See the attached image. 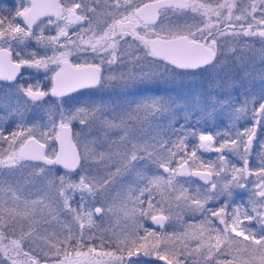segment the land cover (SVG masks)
Segmentation results:
<instances>
[{
	"label": "snow or ice",
	"instance_id": "obj_1",
	"mask_svg": "<svg viewBox=\"0 0 264 264\" xmlns=\"http://www.w3.org/2000/svg\"><path fill=\"white\" fill-rule=\"evenodd\" d=\"M121 7L125 9L123 13L119 11ZM237 7L236 3H229V0L218 3L215 8L208 3H197L196 0H155V3L142 5L133 4L132 0H124L122 5L120 0H115L113 5L115 11L107 13L112 17V21L99 33L93 31L92 18L89 16V13L95 16L97 9L91 7L86 0H70V3H64L62 0H31L27 6L22 5L20 9H17L13 17L0 16V42L16 41L23 44L26 40L35 39L36 44L44 48L56 46L55 51H59L60 48L68 49L59 51V56L39 58L36 52L24 55L22 54L23 50H20L15 53L14 59L11 44L9 43V46L5 47L3 43H0V80L12 82L10 86L15 88L19 97L26 98L24 99L25 105L31 103L43 109L44 104L48 102L47 97L58 98L56 113L59 116V122L57 123L55 115L49 110L48 125H43L49 130L41 132L40 135L46 139L52 138L58 141L60 146L59 151L54 148L51 152L46 151V142L42 143L34 134L35 126L33 128L18 126L19 131L9 133L11 139L5 136L4 131L0 129V140L8 142L10 148L20 139L17 149L6 151L0 155V168L10 170L22 168L25 166L24 161H42L45 166L62 165L67 171L49 180L48 186L55 189L54 198L58 203H62V207L72 214L73 221L78 223L81 237L86 225L89 228L94 226L93 216L103 219L107 212L113 211L112 207L106 208L103 203L100 206H95L93 210L92 207H89V200L95 202L97 198H100L103 201L108 186L116 175L132 171L137 177L136 187H128L121 206V211L126 220L131 222V227L120 234L113 233L118 241L117 252L119 255L114 252H102L93 259L91 258V254L95 252L93 248H89L87 252L77 248H73L71 251L65 249L63 259H57L55 264H84L85 260H87V264H99V257L102 256L109 257L110 262L115 261V264H154L155 261H164L165 264H183L180 257L183 256L186 261L193 256V253L198 254L204 264H264V230L257 234L247 227H241L242 221L235 213L226 218L227 201L218 210L206 207L209 200H213L221 194L231 195L232 186L244 188L247 185L245 174H252L248 167V156L257 136V129L264 131V89L259 94V102L254 96L251 100L246 99L239 106L230 100L201 99L200 97H193L191 103L187 101L179 103L163 98L138 103V109L143 107L153 112H169L174 122L178 112L182 110L183 114L180 119L183 122L178 127L175 124L173 126L177 140L175 142L154 141L143 145L133 144L130 150L116 153V159L111 156L106 157L104 153L97 154L87 146L81 153L78 150V143L73 142L70 125L73 120L78 119L79 123L86 127L93 122H98L102 128L112 129L120 127L123 120L118 125L114 119H108L107 106L103 102L99 105L96 103L86 104L73 111L65 112L63 109L65 103L63 98L68 93L77 88L99 85L102 80L100 64L85 63L82 65L77 63L72 65L69 63L68 56L71 51L80 50L82 44L87 45L95 54L104 52L110 55L111 59L107 62L111 64L116 59L115 50L119 40L126 36H132L141 41L148 50L147 55L162 59L176 68L196 69L211 64L216 58L217 32L219 35L229 34V32L220 31L219 24L221 22L225 27L230 28L232 35L264 38V27H259L264 26V0H252L248 7L240 10L239 15H235L233 11ZM169 8L190 9L192 12H198L202 17H206L207 21L203 28L196 26L195 31L192 26L178 30H166L161 27V32L167 31L166 35L161 36L155 30L157 18L161 15V10ZM258 11L259 19L256 16ZM42 16L48 17V24L55 25L56 35L45 36L43 31L37 34L33 30L34 25L39 27L37 21ZM212 16L216 17V24L212 23ZM17 17L22 19L24 27L16 22ZM53 17L55 20L52 19ZM249 17L257 25V28L254 29L253 23H248L246 28L243 23H240L239 31H237L232 23L233 18L237 22H243ZM84 21L88 22V28H81V32L76 33V38L73 39L68 29L72 25H79ZM61 22H63L62 27ZM141 28L145 30L143 35L140 31ZM213 28H216L217 32H213ZM84 33L92 34L85 40ZM149 35H155L157 38L146 39V36ZM62 37L64 38L63 43H61ZM69 45L74 48L69 49ZM103 62L101 60V63ZM49 64H55L59 68V71H56L52 77L50 91H46L39 82L29 83L26 86L24 83L17 82L22 68H43L47 71ZM173 105L176 107L174 108ZM217 105L230 108L229 114L234 121L241 118L249 119L251 126L245 127L241 131H235L234 134H230L227 130L212 132L201 129L198 131L202 122L214 117ZM249 105L251 106L249 107ZM13 115H19L22 118L19 106L8 113L9 118ZM4 120L5 116L0 115V122ZM189 136L198 138V149L216 152L218 162L208 165L206 171L195 170L199 157L196 148L191 151L190 155L187 152ZM169 143L172 144V147L167 146ZM262 147H264V142H262ZM226 152L240 155L243 165L230 164ZM97 155L100 160H111L115 165V172L109 171L105 176L80 175L78 182L74 181L71 178V173L82 166V161L96 159ZM140 161L145 162L144 170L137 168ZM174 164L178 166L174 167ZM153 166L156 169H163V172L168 175L165 176L158 171L149 175L148 171ZM198 166L203 168L204 162L200 161ZM33 167L39 166L33 165ZM39 172L51 173L52 168L39 167ZM222 173L225 175L222 177L224 183L221 184L215 178H220ZM228 174L231 179H228ZM258 175L259 190L255 194L264 198V163L261 164ZM183 176H198L209 187L208 189L190 190L184 186L190 181L182 183L177 179V177ZM141 183L142 186H140ZM3 184L4 182L0 181V257L6 258L10 264H39L30 250H24L23 245L27 241L40 240L48 244L50 251L55 249L54 255L57 257L62 251L61 245L70 247L75 241L78 247H82L80 240L70 228L63 240L55 233L51 237L39 236L37 225L40 220L37 219V216L42 217L44 223H49L48 219L44 217L45 209H49V205L45 203L44 199H27L22 195L21 189L11 185L4 187ZM77 194L79 201H76ZM73 203H76V207L72 206ZM129 204H131V208L128 207ZM172 204L188 208L193 213L200 212L204 216L199 230L191 234V238L196 241L194 249H189L187 245L178 249L175 244L169 247L172 237L160 233L158 229L145 227L143 223L150 219L153 224L163 228L164 221L169 219L164 214L165 206L170 209ZM253 211L257 210L254 208ZM48 214L51 215V211ZM244 215L249 221L253 219L247 213ZM257 215L261 217L260 223L264 224V213L257 212ZM213 218L219 220V223L224 227L219 228L213 222ZM18 226L20 232L17 236L15 230ZM236 237H242V239H236ZM53 239L55 243L51 242ZM72 252H75L74 258ZM20 256L26 259L20 261L17 259Z\"/></svg>",
	"mask_w": 264,
	"mask_h": 264
},
{
	"label": "rangeland",
	"instance_id": "obj_2",
	"mask_svg": "<svg viewBox=\"0 0 264 264\" xmlns=\"http://www.w3.org/2000/svg\"><path fill=\"white\" fill-rule=\"evenodd\" d=\"M235 1L237 0H229V3H236ZM223 2L222 0H200L197 3H208L211 6L215 4L216 6L218 3ZM184 10L187 13L191 12L190 9ZM192 17L193 15L190 17L192 19V25L189 26H192L193 31H195L196 26L204 27L207 21L206 17H202L200 13ZM216 39L218 43L216 45L217 55L215 61L211 65L208 64L205 67L196 68L195 70H179L166 61L162 62L158 61V59H154L153 61L151 60L153 57L149 56V72L145 71L147 74L144 72L145 76L141 80L142 84L140 86L144 88L149 86L150 92L138 93L139 95L135 94L133 97L126 95L125 97L114 96L112 98L104 96L100 99H64L63 109L65 112L84 107L86 104L96 103L99 105L103 102L107 106L108 119H114L118 125L123 120V124L120 127L112 129H104L98 122H93L86 127L81 125L78 119L73 120L71 124L72 128H74L72 133L73 141L78 143L80 152L83 153L85 146H87L88 149L97 154L104 153L106 157L111 156L113 159H116V153H123L130 150L133 144L143 145L153 143L154 141L175 142L177 135L173 130V126L175 124L178 127L183 122L180 119L183 114L182 110L178 112L176 121L174 122L169 112H153L143 107L138 109L137 105L141 102H150L153 99L163 98L171 99L179 103L185 101L191 103L193 97H200L201 99L215 98L219 100H230L233 104L239 106L246 99L251 100L254 96L257 98V102H259V94L264 89V45L257 43L251 46H243L241 44V37L232 34L219 35L217 33ZM259 39L261 42H264V38L259 37ZM137 86L138 84H135L134 87H131L133 88L132 90L137 89ZM24 99L26 98L19 97L13 90L0 89V115L5 116V120L0 122V129L4 131L5 136L11 139L9 133L19 131L20 128L18 126L23 128H33L35 126V136L41 141L46 142V151L51 152L53 148L55 149V140L41 137L40 133L49 130L43 127V125H48L49 110H51L59 122V116L56 113V105L59 103V100L46 98L48 102L41 109L31 103L25 105ZM71 103L73 108L68 107ZM17 106H19V110L22 113V118L19 115H13L9 118L8 113L14 111ZM173 107L175 108L176 105H173ZM230 111V108L217 105L214 117L206 122H202L200 128L197 130L202 129L212 132L227 130L230 134H234L235 131H241L243 128L251 126V124L248 126L246 124L244 125V121H249L247 118L232 120L229 114ZM193 141L198 147V138H193ZM262 142H264V131L258 128L257 136L253 141L248 156L251 160L250 170L252 174L249 177L247 186V190L251 195L250 199L253 203L251 209L253 210L255 208L257 210L255 211L256 213L261 212V207L264 202V198H258L255 195V190H259L257 186L259 182V169L261 164L264 163V147H262ZM19 145L20 139L11 148L8 142L0 140V155L6 151L17 149ZM167 146L172 147V144L169 143ZM197 150L199 159L196 161V168H200L198 166L200 161L204 162V169H207L208 165L218 162V154L216 152L204 151L198 148ZM187 152L190 155L191 151L189 148H187ZM226 155L230 159V164L237 166L243 165L240 155L233 152H226ZM189 162L192 163V161ZM23 163L25 166L22 168L11 170L0 168V181L4 182V187L11 185L21 189L22 195L27 199H44L45 203L49 205V209H45L44 212V217L48 219L49 223H44L43 218L38 215L37 219L40 220V223L37 225V234L39 236L51 237L55 233L63 240L70 228L77 239L80 240V245H82V247H78L75 241L72 242L70 247L61 245L62 251L57 257L54 255L55 249L50 251L48 244L36 240L35 242H25L23 245L25 251L30 250L36 259L41 258L47 260L50 264H55L57 259H63L65 249L71 251L73 248H77L78 250L87 252L89 248H93L95 249V252L91 254V258L93 259L96 258L98 253L102 252H114L116 255H119L117 252L118 241L113 233L120 234L131 227V222L124 217L121 206L125 200L128 187H136L135 181L137 177L135 172H124L114 176L108 186V191L103 201L100 198H97L95 202L89 200V207H92L93 210L95 206H100L103 203L106 208L112 207L113 211L107 212L103 216V219H100L99 216H93V220L95 221L94 226L89 228L86 225L83 230L84 234L81 237V229L78 223L73 221L72 214L62 207V203H58L54 198L55 189L48 186L49 180L64 174L67 170L60 168L58 165L45 166L40 161H24ZM144 164V161L138 162L137 168L144 170ZM33 165L52 168V172L40 173L39 167H33ZM81 165L80 168H77L71 173V178L76 182H78L80 175L105 176L107 172H115L116 170L111 160H100L98 155L96 159H89L87 162L82 161ZM173 166L176 167L177 165L174 164ZM157 171L165 176L168 175L167 173H163L162 169H156L154 166L148 171V174L151 175ZM224 175L222 173L220 178L215 179L222 184L224 183L222 178ZM177 179L182 183L190 181V183H185L184 185L190 190L197 188L208 189V186L199 183L193 176L177 177ZM229 179H231V176ZM140 186H142V183ZM45 193H47V196H45ZM222 195L217 196L213 200H209L206 207L218 210L222 207V203H220ZM156 198L158 199L159 197L157 196ZM76 201H79L78 194ZM72 206L76 207V203H73ZM128 207L131 208V204ZM49 211H51V215L48 214ZM164 214L169 219L164 221L162 230H159L155 225L151 224L150 219L143 222L145 227L158 229L160 233L172 237V241L168 245L169 247L175 244L178 249L183 245H187L189 249H194L196 247V241L191 238V234L199 230L201 222L204 220L203 214L200 212L193 213L188 208L178 207L176 204H172L170 209L165 206ZM213 222L221 228L219 220L213 218ZM262 230H264L263 227H261ZM15 231L18 236L20 232L19 226ZM51 242L55 243V240L53 239ZM72 257H75V252H72ZM180 259L183 264H204L203 259L195 253L186 261L183 256ZM24 260L23 258L20 261ZM105 262L106 264H115V261L110 262V258L107 256L99 257V264H104ZM0 264H10V261L0 257ZM84 264H87V260L84 261ZM154 264L161 263L155 261Z\"/></svg>",
	"mask_w": 264,
	"mask_h": 264
},
{
	"label": "flooded vegetation",
	"instance_id": "obj_3",
	"mask_svg": "<svg viewBox=\"0 0 264 264\" xmlns=\"http://www.w3.org/2000/svg\"><path fill=\"white\" fill-rule=\"evenodd\" d=\"M199 1L200 0H196V2H199ZM212 1H215V0H212ZM62 2L70 3V0H62ZM86 2H88L91 7H95L97 9V13L95 16H93L91 13H89V16L92 18L93 31L99 33L103 29H105L107 25L110 24L112 21V17L108 15L107 13H112L115 11V9L113 8L115 0H86ZM120 2L122 5L124 4V0H120ZM235 2L238 5V7L235 8L233 11L235 15H239L240 10L248 7L252 3V0H237ZM30 3H31V0H0V16L13 17L17 9H20L22 5L27 6ZM132 3L139 4V5H142L144 3L151 4V3H155V0H132ZM212 7L215 8L216 7L215 4H213ZM128 10L131 11V9H128ZM119 11L123 13L125 11L124 7H121ZM187 14H189L190 17L192 15L193 17H195L199 13L192 12V11L190 13H187L185 12L184 9L181 10V9L169 8V9L161 10V15L157 18V23L155 26L156 32L159 33L161 36H164L167 34V31L161 32L160 31L161 27H164L166 30L167 29L178 30V29H183L184 26L186 27V25L187 26L192 25V19H190V17L187 16ZM226 14L227 13L225 12V15ZM256 16H257V19L260 18L259 11L256 13ZM52 19L55 20V17H53ZM47 20H48L47 16L40 17V19L37 21V25H39V27L34 25L33 30L37 34H40V32L43 31V34L45 36L56 35L57 28L55 27L54 24L52 25L48 24ZM16 22L20 23L22 27L25 26L23 24L22 19L19 17L16 18ZM183 23L185 24L183 25ZM212 23L213 24L217 23L215 16H212ZM232 23L235 25V28L237 31H239L240 23H243L245 28L248 26V23H253L254 29L257 28V25H255V23L251 21V17H249L246 21H243V22H237L233 18ZM62 26H63V22H61V27ZM259 27H264V26H259ZM81 28L87 29L88 22L84 21V22H81V24L79 25H72L68 29L69 34L72 36L73 39L76 38L75 36L76 33L81 32ZM219 29L220 31L229 32V35H231L230 28L225 27L223 22L219 24ZM140 31H141V34L143 35L145 30L141 28ZM213 32H217L216 28H213ZM91 34L92 33H84V39L87 40L88 36ZM152 36H155V35L146 36V39H150ZM239 36L241 37V42H242L241 44L243 46L245 45L251 46L257 43H260V45H264V42H261L258 36H242V35H239ZM63 42H64V38L62 37L61 43ZM0 43H3L5 47H8L9 43L11 44L14 59H15V53L20 50H23L22 54L24 55L30 54L31 52H36L38 58L44 57V56L53 57L54 55L59 56V51L68 50L65 48H60L59 51H55L56 46L44 48L42 46H38L35 42V39L26 40L23 44H20L16 41L0 42ZM72 48H74V46L69 45V49H72ZM115 51H116V59L113 63L109 64L107 61L111 59L110 55L104 52L95 54L85 44L81 45L80 50H72L71 54L68 56L69 63L72 65H75L77 63L82 64V65L85 63L100 64L102 80L99 85L77 88L75 91L68 93L63 99H68V100L84 99V98L100 99L104 96H109L110 98H112L114 96L125 97L126 95H128L129 97H133L135 96V94L139 95L140 93L143 94L144 92L146 93L148 91L150 92L151 90L149 86H146L145 88L140 86L142 84L141 80L144 79V76H145L144 72L145 71L149 72L148 62L150 61L149 60L150 55L146 54L148 50L144 47L141 41L138 39H135L132 36H126L123 39L119 40ZM143 55L145 56L143 57ZM154 59H158V61L164 62V60L155 58V57H153V59L151 60L154 61ZM101 60H103L104 62L101 63ZM214 61L215 59L213 60V62ZM61 67H63V65H61ZM178 69L185 70V69H180V68ZM189 70H195V69H189ZM56 71H59V68L55 64H49V69L47 71L43 68L41 69L22 68L20 70V75L17 77V82L24 83L25 86L29 83L35 84L39 82L46 91H50V89L52 88V77L55 75ZM145 73L147 74V72ZM11 84L12 82L0 80V89L1 90L2 89L3 90L4 89L13 90L16 95H19L16 92L15 88L10 86ZM135 84H138V86H137V89H134L133 91L132 90L133 88L131 87H134ZM47 99H51V100L57 99L58 100V98L52 97V96L47 97ZM68 107L73 108L72 103ZM245 124L246 126H248L249 124H251V121L250 120L244 121V125ZM73 131H74V128H72V133ZM228 157H229V154H228ZM248 159H249V164H248V167H249L251 165V160H250V157H248ZM245 176L247 180L246 187L239 188V187L232 186L230 190L231 195L226 196L223 194L222 198H220L221 199L220 203H222L221 204L222 206L224 205L225 201H227L228 203V208L226 209V214H225L226 218L232 216L235 213L237 216H239L240 220L242 221L241 227H247L248 229L259 234L261 232V227H263L264 229V224L260 223L261 217L260 216L258 217L257 213L251 209V206H253V203L250 199L251 195L249 194V191L247 190V186L249 183L248 180L251 175L245 174ZM229 178H230V175L228 176V179ZM203 184L209 187L208 184L206 183H203ZM256 192H258V190H255V193ZM256 196L258 198H261L258 195ZM263 205H264V202H263ZM245 213L252 216L253 219L251 221L246 219L244 215ZM261 213H264L262 209H261ZM223 227L224 225H221V229ZM236 238L242 239V237H236ZM23 258L26 259L23 256L17 257V259L19 260ZM36 260L40 262L41 258L36 259ZM44 261L50 264L47 260H44Z\"/></svg>",
	"mask_w": 264,
	"mask_h": 264
},
{
	"label": "water",
	"instance_id": "obj_4",
	"mask_svg": "<svg viewBox=\"0 0 264 264\" xmlns=\"http://www.w3.org/2000/svg\"><path fill=\"white\" fill-rule=\"evenodd\" d=\"M157 37L156 36H152L150 39H156ZM205 66V65H204ZM203 67V66H202ZM200 68V67H199ZM57 123H58V121H57ZM71 127V126H70ZM72 129V128H71ZM37 138V137H36ZM38 139V138H37ZM42 143H45V142H43V141H41ZM74 142V141H73ZM55 149H56V151H59V142L58 141H55ZM75 143V142H74ZM47 144V143H46ZM79 150V149H78ZM80 151V150H79ZM58 166H60V168H63V166L62 165H58ZM64 169V168H63ZM64 170H66V169H64ZM195 170H197V171H206L207 169H204V167L203 168H195ZM162 171H163V169H162ZM164 173V172H163ZM246 175H248L247 173H246ZM184 177H187V176H184ZM195 177V179L196 180H198L200 183L202 182V183H205V181L203 180V179H201L200 177H198V176H194ZM261 209H262V211H264V205H263V207H261ZM150 223L151 224H153V222L150 220ZM153 225H155V224H153ZM155 227H157L159 230H162V228H159L157 225H155ZM161 264H165V262L164 261H159ZM40 264H48L46 261H44V259H41L40 260V262H39Z\"/></svg>",
	"mask_w": 264,
	"mask_h": 264
},
{
	"label": "trees",
	"instance_id": "obj_5",
	"mask_svg": "<svg viewBox=\"0 0 264 264\" xmlns=\"http://www.w3.org/2000/svg\"><path fill=\"white\" fill-rule=\"evenodd\" d=\"M187 143H188V148H189L190 151H192L194 148H196V149L198 148L197 145L194 143L192 137H189V138H188ZM197 152H198V150H197ZM250 166H251V165H250ZM250 166H249V168H250ZM102 264H103V263H102ZM104 264H106V262H105Z\"/></svg>",
	"mask_w": 264,
	"mask_h": 264
}]
</instances>
